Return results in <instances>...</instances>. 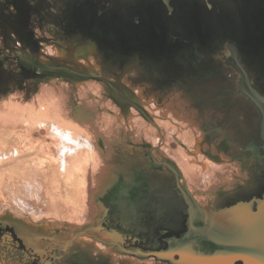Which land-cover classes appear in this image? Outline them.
Here are the masks:
<instances>
[{
	"label": "rangeland",
	"instance_id": "rangeland-1",
	"mask_svg": "<svg viewBox=\"0 0 264 264\" xmlns=\"http://www.w3.org/2000/svg\"><path fill=\"white\" fill-rule=\"evenodd\" d=\"M86 1L0 0V264H193L204 250L175 243L202 236L192 211L232 232L263 183L247 147L263 117L224 62L236 40L196 41L205 61L173 82L183 70L153 44L148 7ZM238 59L264 97V53ZM60 120L95 142L70 154L94 156L85 170L59 167Z\"/></svg>",
	"mask_w": 264,
	"mask_h": 264
},
{
	"label": "flooded vegetation",
	"instance_id": "flooded-vegetation-1",
	"mask_svg": "<svg viewBox=\"0 0 264 264\" xmlns=\"http://www.w3.org/2000/svg\"><path fill=\"white\" fill-rule=\"evenodd\" d=\"M118 1V3H115L112 0H104L103 2L102 0H90V3L95 9L96 6L98 7V5H102L103 10L109 13L112 9L116 8L117 4L121 5L131 0ZM158 1L159 2H157L156 0H136L135 8L140 10L141 12L142 9L148 7L149 17L151 16V19L153 21L151 24H149L151 25V37L153 41L154 39L156 41V43L153 44L157 45V51L162 54L161 56H164L166 54H173L174 59L178 63L179 69L183 70V72H181L182 74H178L175 76L176 79L172 77L173 82L175 80L183 79V77L185 76H189L190 74H185V70H187L188 72H190V70H194V72H192L193 75H197L195 69L201 68V64L205 61V56L203 53H201L200 50V47L202 46L197 42H200L199 40L205 42L209 41V43L211 42V44H209V47H211L212 45V47L217 48V46H215L213 42L216 40V37H219V35L222 37L223 32L230 33V38L233 39V41L234 39L236 40V43L227 45L228 50L232 54L230 57H226L224 62L226 64H229L230 67H233L240 73L238 84L243 90L247 87V84H250V81L252 83L255 82L254 78L253 80H251L247 76L248 70L245 69L244 65H241L242 63L238 59V54L253 51H261L262 53H264V0ZM86 2L89 1L87 0ZM160 5L162 7L161 10L159 9ZM79 7L80 4L75 6V9L72 10L71 13L79 9ZM120 7L122 10H127L128 5ZM138 12L133 13V16L135 18L141 17L144 22L145 20L148 21L147 16L145 18L144 14ZM257 16H260L258 18L262 19L261 23L254 20ZM169 21L179 23L178 25L183 27V29H181V32L170 30L169 26L167 25ZM144 22L143 24L146 25L148 30H150L147 24L148 22ZM231 43L233 42L231 41ZM214 48L212 50H214ZM220 52L222 54L224 53L222 50ZM255 83L257 84V82ZM260 83L264 86V77ZM257 87L260 88L259 86ZM246 95H248L247 91ZM258 97H260V95ZM246 98H248L250 103L254 105L256 104L254 99L252 97H249V95ZM258 108L260 109L259 112L264 121V111L260 107ZM258 138H260L262 141L260 142V144L258 143V146L256 145V141L253 137L247 145L248 148H250L251 150L253 149V155L257 153V155L259 156L260 169H258H262L261 175L263 176V183H259V180L257 181L255 186L253 183L251 186V191L248 194L250 196L248 201H251L252 203L251 205L253 207V212H250V214L247 212V218L248 216L254 217V220L252 219L253 224L255 223V216L257 214H260V211L254 214L256 201H254L253 197L256 195V191H261L260 197L262 201L264 200V129H261L259 131ZM193 212L194 211H192L191 213L193 219L195 217L198 219L196 224H198L199 226L210 227L209 224L214 223L213 221H209V215H207L206 213L203 214L202 212H199L200 214H197Z\"/></svg>",
	"mask_w": 264,
	"mask_h": 264
},
{
	"label": "water",
	"instance_id": "water-1",
	"mask_svg": "<svg viewBox=\"0 0 264 264\" xmlns=\"http://www.w3.org/2000/svg\"><path fill=\"white\" fill-rule=\"evenodd\" d=\"M248 95L254 99L256 104L264 111V97L258 93L251 85L248 84V89L246 90ZM260 95V97H258ZM260 214H257L255 216V223H252L251 218H244V221L242 224L239 225L241 227L242 235L240 233H237L236 236L230 235L229 236H223L219 233L213 231L210 236L202 235V237H199L198 239L192 240V242H188L190 238V235H183V237L179 240H176L175 243L178 245H181L180 250L183 252L189 251L192 246V250H197L198 252L204 250L201 256H203L204 259L206 257L211 258L210 264H253L249 260L252 259V250L255 245L254 241L250 238L253 234V228L254 226H259L262 223V215H264V200L260 203ZM194 223V221H192ZM198 224H193L192 228L194 230H199ZM194 230H191V232ZM201 232V231H200ZM249 236V237H247ZM239 250V253H238ZM184 255V254H181Z\"/></svg>",
	"mask_w": 264,
	"mask_h": 264
},
{
	"label": "bare ground",
	"instance_id": "bare-ground-1",
	"mask_svg": "<svg viewBox=\"0 0 264 264\" xmlns=\"http://www.w3.org/2000/svg\"><path fill=\"white\" fill-rule=\"evenodd\" d=\"M51 125L54 127L55 132L57 134L61 135V139H63L62 141L64 143V144L63 143L61 144L62 147L59 150L60 151L59 152L60 156L58 155V161H59L58 163L60 164L59 167L64 168V171H67V168H68L67 172H70V173H75L76 171L78 172V171L85 170V167L87 166L86 164H88L87 161L91 160L92 157H93L92 160L94 161L95 160L94 156H89V157L86 156V157H84L85 160H83V161L79 160V159L82 158L81 155L83 153L92 151V150H94V148L96 149L95 142L92 141L93 139L90 137H86L85 135H81V132L78 130L73 129V130L69 131L68 130L69 128L64 126L63 120L62 121L60 120L59 123H57V122L54 124L51 123ZM64 128H66L67 131ZM77 137H80L81 139H79ZM93 145H94V148H93ZM78 149H79L80 153L82 152L80 154L81 157L69 159V157H71L70 154L73 153L74 151L78 150ZM77 153H78V151L75 152L72 156L75 157ZM92 160H91L90 164H92ZM199 212H200V210H199ZM263 216L264 215H262L261 222L263 221V218H264ZM251 217H249V218H251ZM214 219L217 221H220L219 218L214 217ZM252 219L254 220V217H252L251 220ZM243 221H244L243 219L240 222L237 221L236 224L240 225L243 223ZM218 224H220L219 228H222L223 227L222 225L227 224V223L219 222ZM254 227L255 228H253L252 237L250 236V238L254 241L255 245H254L253 250H252V252H253V254L251 256L252 259L249 261L253 264H264V224H261L259 226H254ZM197 228L199 229V231H201L200 234L205 236L204 238H206L207 236H210V234H212L213 231L217 232L215 227L209 228L208 226L204 227V226L198 225ZM191 230H194V228H191ZM229 231L230 230L228 229L225 233H221V232H217V233H219L220 235L229 236V237H230V235H234V234L236 235L237 233H240L242 235L241 227H238V226L234 227L232 232L231 231L229 232ZM236 236H238V235H236ZM247 237H249V236H247ZM189 251H191V250H189ZM191 252H193V251H191ZM238 253H239V250H238ZM189 260H191V259H189ZM192 260H193V264L198 263L199 261H200V263H198V264H210V262H211L210 260H206V259L197 260V258H195V257L194 258L192 257Z\"/></svg>",
	"mask_w": 264,
	"mask_h": 264
},
{
	"label": "crops",
	"instance_id": "crops-1",
	"mask_svg": "<svg viewBox=\"0 0 264 264\" xmlns=\"http://www.w3.org/2000/svg\"><path fill=\"white\" fill-rule=\"evenodd\" d=\"M236 180H237V181H240V180H238V179H236ZM252 184H253V182H252ZM232 227H233V226H232ZM198 258H202V259H204L203 256H201V255H200ZM210 259H211V258L206 257V260H210ZM211 261H212V260H211ZM198 263H200V261H199ZM198 263H195V264H198Z\"/></svg>",
	"mask_w": 264,
	"mask_h": 264
}]
</instances>
